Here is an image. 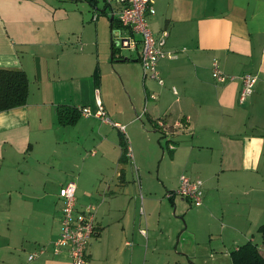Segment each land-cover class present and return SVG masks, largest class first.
Here are the masks:
<instances>
[{
	"label": "crops",
	"instance_id": "0c3cea01",
	"mask_svg": "<svg viewBox=\"0 0 264 264\" xmlns=\"http://www.w3.org/2000/svg\"><path fill=\"white\" fill-rule=\"evenodd\" d=\"M155 9L148 18L151 27L157 34L168 31L166 49L177 53L159 63L164 86L144 76L142 83L139 49L112 61V43L110 54L105 46L101 53L98 43L97 60L90 58L78 12L74 16L55 0H0V69L24 71L30 84L25 106L0 113V264H72L66 251L53 252V244L62 229L56 215L58 201L62 215L60 190L76 179L77 207L97 206L89 264H107L114 252V264H125L121 255L131 247L137 182L149 205L162 206L167 199L187 210L185 199L177 203L180 197H166L182 175L204 183L197 213L211 228L210 240H220L219 249L236 244L234 251L252 242L264 258L259 233L264 224V0H157ZM215 62L236 79L218 83ZM104 64L111 65L120 89L105 83ZM135 68L139 74L133 83L130 70ZM245 74L258 80L253 95L240 104ZM98 101L109 118L140 131V137L133 134L136 152L160 159L155 176L139 179L129 150L124 153L123 135L116 137L119 129L95 116ZM60 107L80 113L89 108L93 116L81 113L74 125L64 126ZM158 119L167 125L182 121L188 130H172L165 137ZM156 133L166 139L169 157L161 153ZM89 144L101 156L96 159L94 152L93 169L76 178L73 170ZM169 168L175 176H169ZM140 197L145 214L143 193ZM45 246L44 255L28 260Z\"/></svg>",
	"mask_w": 264,
	"mask_h": 264
},
{
	"label": "rangeland",
	"instance_id": "374dc122",
	"mask_svg": "<svg viewBox=\"0 0 264 264\" xmlns=\"http://www.w3.org/2000/svg\"><path fill=\"white\" fill-rule=\"evenodd\" d=\"M57 4L66 8L68 12L72 13L74 16L81 15L82 25L85 26L84 34H85V43H86V52L90 58L93 60H97V56L99 54V49L97 44H101V53L103 47H107L109 49L110 54V45L118 34V23H111V16L109 14L103 13L105 7V1L99 0L97 9L91 7L89 2L86 0H55ZM60 2V3H59ZM114 6V5H113ZM78 12L79 14H76ZM98 16V21H94V15ZM112 27V32H111ZM114 28V29H113ZM123 35H126L123 32ZM99 41V42H98ZM104 41H108V44H104ZM116 58L125 59L130 56L136 55V52H131L130 50H121L116 48ZM108 52L106 56H109ZM104 56V55H103ZM106 57H103L105 60ZM110 60V59H109ZM105 65V64H104ZM111 65L104 66V75H105V83L109 86H113L115 88L120 89V85L113 75ZM141 70V81L143 83V74ZM139 74V70L137 68L130 70V76L132 78V82L135 83L138 81L137 75ZM134 85V84H133ZM134 87V86H133ZM83 109V108H82ZM112 122L111 118H109ZM119 124L127 125V130L125 132L115 130L116 137L120 138V135H123L127 143V154L130 157V141H134L133 144V159L128 157L129 164H132L135 169H137V173L139 179L144 177L145 175L149 177V175L155 176L157 173L160 159H154L148 153L141 155L139 157L136 152V143L135 139H133V134L136 137H140V131L129 125V123L125 120H120ZM113 123H116L114 121ZM141 126V123H140ZM142 127V126H141ZM149 131L146 129V132ZM154 136L158 140H161V144L156 142L158 147L161 150V153L166 152L165 157H169L167 152V143L166 139H161L160 133H156ZM145 140V137L141 135V138ZM126 148V146H125ZM98 155L95 157L98 159L101 156V151L97 149L95 146L89 144V146L85 147L83 151V157L79 160V164L74 168L73 172L77 178L79 172L82 171L83 175L87 173L89 170L93 169V156L92 153L96 152ZM132 153V152H131ZM86 160V161H85ZM85 161V162H84ZM108 165L107 168L112 166V163ZM84 164V166H82ZM115 170L113 168L110 169L109 174L113 175ZM168 174L170 177L175 176V171L172 168H169ZM108 181V179H107ZM137 181V178H136ZM77 184V179L72 181ZM136 186V197L134 199V205H131V237L128 241L131 243V247L127 248L124 256L125 264H232L231 262V252H234L236 249V244L231 245V247H223L219 249L220 240L211 241L209 232L211 230L207 221L204 217L197 213L198 208L194 206L189 200L185 199V203H188L189 206L187 210H185V204L183 207L178 206L175 208L173 204L167 199L166 204L160 205H149L146 201V192L140 191L139 186ZM140 193L144 195V209L145 214L141 213L142 201L140 197ZM14 194V199H15ZM181 201V198L177 199V203ZM60 202L58 201L57 211V222L61 223L62 215L60 213ZM188 211H191L188 215L186 214ZM185 212V215L183 214ZM151 214V215H150ZM145 230L146 234L145 238L140 234L141 231ZM226 234H230L229 230L226 231ZM134 235V236H132ZM147 236V237H146ZM229 239V238H228ZM262 241V240H261ZM246 243V242H242ZM238 243V244H242ZM200 245V246H199ZM134 247H138L137 251L132 255ZM113 250V247H112ZM230 253V254H229ZM113 258L109 259L107 264H114V260L117 258V253H112ZM115 256V257H114Z\"/></svg>",
	"mask_w": 264,
	"mask_h": 264
},
{
	"label": "built area",
	"instance_id": "2783aa9c",
	"mask_svg": "<svg viewBox=\"0 0 264 264\" xmlns=\"http://www.w3.org/2000/svg\"><path fill=\"white\" fill-rule=\"evenodd\" d=\"M110 4L109 16L115 18L118 23V34L113 39L115 48L120 50L136 51L139 49V60L142 67L144 79L157 82L160 86L165 85V81L159 70V63L164 58H176L177 53L168 52L166 49L169 33L162 31L155 33L148 18L156 14L155 3L157 0H108ZM114 5V6H113ZM98 19L97 14L93 20ZM123 32L126 35H123ZM118 43V44H117ZM183 49L182 52H184ZM213 77L218 83L234 81L236 77L226 75L219 67L218 62L213 63ZM243 85L239 95L240 104L253 95L257 83V76L245 74L241 77ZM177 94L176 88L172 89ZM154 97V96H152ZM81 113L85 117L93 116L89 108H81ZM95 116L104 123L111 124L125 132L126 127L113 123L106 114L101 102L98 101V111ZM159 130L165 137L171 131L188 130L187 126L178 121L174 125H167L163 119L156 122ZM170 147H175L171 145ZM94 153V152H93ZM92 153V154H93ZM76 184L70 182L60 190V198L63 201L61 234L53 244V252L61 254L66 251L72 264H89V247L97 233V206L89 204L82 209L77 207ZM168 199L174 200L177 197L189 200L194 206L200 207L204 200V183L201 180H193L186 175L180 177L179 187L166 194ZM143 213V209L141 210ZM143 235L145 230L141 231ZM47 247H40L31 253L28 260L34 261L44 255Z\"/></svg>",
	"mask_w": 264,
	"mask_h": 264
},
{
	"label": "trees",
	"instance_id": "16d2710c",
	"mask_svg": "<svg viewBox=\"0 0 264 264\" xmlns=\"http://www.w3.org/2000/svg\"><path fill=\"white\" fill-rule=\"evenodd\" d=\"M86 1L89 2L91 7L97 9L96 7L99 0ZM104 1L108 3V1ZM107 3H105V13L108 11L107 8L110 7V4ZM110 21L112 25L117 22L115 18H111ZM111 49L112 61H115L116 51L113 41ZM94 78L97 85L100 79L98 70H96ZM29 87V79L24 71L0 69V113L25 106L30 93ZM80 116L81 113L72 107H60L58 109L59 122L64 126L74 125ZM122 147L124 153H126L127 144L125 138H123ZM259 233L264 240V224L260 227ZM231 262L232 264H264V258L260 254L258 246L252 242H248L237 251L231 253Z\"/></svg>",
	"mask_w": 264,
	"mask_h": 264
},
{
	"label": "water",
	"instance_id": "95a60500",
	"mask_svg": "<svg viewBox=\"0 0 264 264\" xmlns=\"http://www.w3.org/2000/svg\"><path fill=\"white\" fill-rule=\"evenodd\" d=\"M113 19V18H112ZM118 44V43H117Z\"/></svg>",
	"mask_w": 264,
	"mask_h": 264
}]
</instances>
